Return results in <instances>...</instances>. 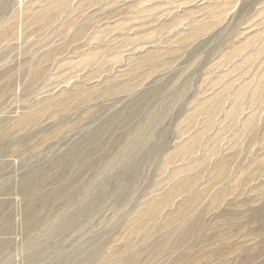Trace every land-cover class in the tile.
Instances as JSON below:
<instances>
[{"label":"rangeland","instance_id":"1","mask_svg":"<svg viewBox=\"0 0 264 264\" xmlns=\"http://www.w3.org/2000/svg\"><path fill=\"white\" fill-rule=\"evenodd\" d=\"M0 264H264V0H0Z\"/></svg>","mask_w":264,"mask_h":264}]
</instances>
